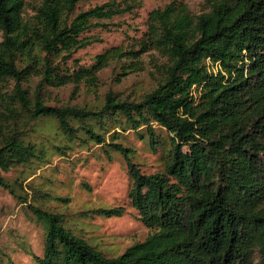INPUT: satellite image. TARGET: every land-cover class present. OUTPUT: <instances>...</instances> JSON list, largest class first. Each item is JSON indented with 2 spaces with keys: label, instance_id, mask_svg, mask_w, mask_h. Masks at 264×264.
I'll list each match as a JSON object with an SVG mask.
<instances>
[{
  "label": "trees",
  "instance_id": "trees-1",
  "mask_svg": "<svg viewBox=\"0 0 264 264\" xmlns=\"http://www.w3.org/2000/svg\"><path fill=\"white\" fill-rule=\"evenodd\" d=\"M84 1L41 0L28 16L24 0H0V84L14 82L11 93L0 95V186L28 202L1 172L47 162V151L27 131L49 119L67 142L53 145L60 155L65 145L92 143L122 156L132 180L127 198L152 233L107 257L72 234L60 214L29 203L45 234L35 262L253 264L257 257L264 264V0H206L209 10L199 16L172 1L148 14L137 49L111 48L88 66L73 58L94 42L85 34L132 5L108 0L76 14ZM154 49L165 57L156 67L160 78L135 99L108 94L98 110L44 101L48 88L95 85L97 72L113 58ZM32 78L38 80L30 92L22 84ZM155 127L166 132L170 150L163 170L147 175L115 141L118 130L140 139L144 131L155 150ZM93 213L120 217L123 211Z\"/></svg>",
  "mask_w": 264,
  "mask_h": 264
},
{
  "label": "rangeland",
  "instance_id": "rangeland-1",
  "mask_svg": "<svg viewBox=\"0 0 264 264\" xmlns=\"http://www.w3.org/2000/svg\"><path fill=\"white\" fill-rule=\"evenodd\" d=\"M107 1L86 0L78 5L75 13ZM172 1L183 4L192 16H199L209 10L206 0H116L122 7L131 4L132 8L104 22L105 28L97 26L88 31L85 35L94 39V42L75 52L73 58L88 66L93 63L95 56L111 48L127 51L137 49V43L147 29L148 14ZM24 2L25 14L28 16L33 15L41 4V0ZM164 62L165 57L155 49L137 58H113L97 72L95 85L81 83L78 86L48 88L42 96L48 106L98 110L108 94L132 100L152 90L160 78L156 67ZM37 80L32 78L22 87L33 92ZM13 86V81L1 83L0 95L11 93ZM154 131L157 140L155 150L150 148L144 131L140 132L143 137L140 139L132 131L118 130L115 141L132 151L133 163L141 173L147 175L163 170L170 150L166 132L158 127ZM59 134L55 121H37L27 131V137L45 148L47 162L41 167L33 164L32 167L19 166L9 172H1L8 184L15 185L17 195L27 196L28 202L21 203L19 198L0 186V264H38L34 257L43 254L44 228L29 210V203L60 214L66 221L64 226L72 234L82 237L107 257L121 255L125 249L144 241L152 233L141 223L127 198L132 180L122 156L111 151L105 152V148L92 143L84 148L74 144L65 145L60 151L66 154L60 155L53 145L61 147L67 142ZM105 138L106 143H110L109 134ZM35 167L38 168L31 174ZM101 208H120L123 213L120 217L93 213ZM253 264H258L257 257H254Z\"/></svg>",
  "mask_w": 264,
  "mask_h": 264
}]
</instances>
